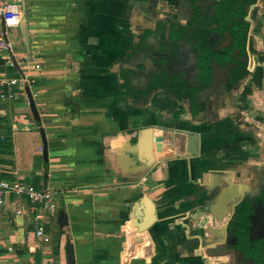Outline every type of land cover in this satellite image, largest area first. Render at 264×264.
<instances>
[{
	"label": "crops",
	"instance_id": "1",
	"mask_svg": "<svg viewBox=\"0 0 264 264\" xmlns=\"http://www.w3.org/2000/svg\"><path fill=\"white\" fill-rule=\"evenodd\" d=\"M4 1L21 18H0L16 52L12 63L0 56V72L36 82L0 100L8 111L0 116V174L50 188L55 206L6 195L0 264H220L231 257L223 243L217 255L225 240L218 219L250 184L257 187L264 169V0L250 32L261 84L254 73L230 108L218 100L207 112L193 111L183 94V42L173 57L161 52L174 41L158 23L151 27L165 18L156 8L141 0ZM174 59L180 62L170 67ZM244 86L250 90L239 99ZM159 134L173 155L158 149ZM146 195L156 207L146 230L151 254L124 263V230L143 217Z\"/></svg>",
	"mask_w": 264,
	"mask_h": 264
},
{
	"label": "flooded vegetation",
	"instance_id": "2",
	"mask_svg": "<svg viewBox=\"0 0 264 264\" xmlns=\"http://www.w3.org/2000/svg\"><path fill=\"white\" fill-rule=\"evenodd\" d=\"M222 1L141 0L144 6L156 8L157 12L165 14V18L159 16L151 27L156 28L158 23L159 30L164 33L166 31V35L169 36L167 39L170 42L173 41V33L180 35L182 38L184 62L182 61L181 67L184 68V73H181V75L184 79L185 97L189 98L190 107L192 108L193 102L188 93L198 92L196 94L197 99H195L196 105H198L196 112L199 109L206 112L211 110L214 101L217 102L218 100H222L224 105L230 108L234 104L237 96L236 91L243 83L242 80L247 77L250 78L249 76L256 73L257 68L260 66L254 67L253 63V67H251L250 32L258 7L257 1L244 5L245 14L243 16H233L237 21L245 20L249 23L247 35L248 54L246 55L241 52L239 46L234 44L228 29L234 22L233 19H228L227 16L221 13ZM173 47V43L168 42L164 48H160V46L158 48L163 49L161 52L170 55L174 54ZM239 60L247 61L249 72L238 79L235 84H232L235 86L231 85L229 87V79L240 64ZM219 77L222 78L223 83L217 84V78ZM195 85L198 87L197 89L194 88ZM249 89L248 86H244L239 99L240 97L244 98ZM256 179L254 184L257 187L254 188L250 184L249 190L245 191L244 196L234 203L232 213L228 214L229 216L225 220L218 219L220 225H217V229L224 233L225 240L223 242L217 241V255H221L218 248L222 243L225 244L229 240L236 243L233 250L229 246H225L229 248L228 251L232 254L231 257L230 254H227L228 259L225 262L223 260L218 261L220 264H230V260L233 262L232 264H264V169ZM243 202L245 205L248 204L249 211L246 215L249 218L243 224L244 228L234 227L230 230L231 221L238 223V212L243 211L241 209V203ZM245 235L248 238L247 248H242L241 244Z\"/></svg>",
	"mask_w": 264,
	"mask_h": 264
},
{
	"label": "built area",
	"instance_id": "3",
	"mask_svg": "<svg viewBox=\"0 0 264 264\" xmlns=\"http://www.w3.org/2000/svg\"><path fill=\"white\" fill-rule=\"evenodd\" d=\"M16 6L17 5L11 4V2L0 0V18H3L5 21L19 20L21 18V12ZM15 54L16 52L11 43L4 34L0 32V56H2L6 62L12 63L16 58ZM34 67L40 68V64L36 63ZM35 82L36 77L34 75L19 74L18 76H9L0 72V100L17 98L19 90L22 89L21 91L25 92V88L27 86H33ZM7 114V109L0 108V116H6ZM4 137V134L0 132V140L4 139ZM9 193L24 195L32 203L43 204L48 208H53L55 206L53 192L50 188H42L32 182L22 179L8 180L0 174V204L4 203L5 197ZM20 211L21 210H18V212ZM43 232L44 226L39 225L36 233L42 235ZM135 248L132 246L130 247L131 255L125 259L124 263H128L131 258L143 256L142 254H138ZM142 250L143 248L140 249V251ZM124 254L125 249L123 250L122 258L126 257Z\"/></svg>",
	"mask_w": 264,
	"mask_h": 264
},
{
	"label": "trees",
	"instance_id": "4",
	"mask_svg": "<svg viewBox=\"0 0 264 264\" xmlns=\"http://www.w3.org/2000/svg\"><path fill=\"white\" fill-rule=\"evenodd\" d=\"M256 1L257 0H223L222 1L221 13L224 14L225 16H227L228 19H233V22H234L231 26L228 27L229 32L233 38L234 44L236 46H239L241 48V52L244 53L245 55L248 54V51H247V35H248V30H249V23L245 20L244 21H237L236 19L233 18V16L234 15L243 16L245 14L244 5H246L248 3H254ZM173 35H174V38L173 39L169 38V39H172L173 41L175 40L173 43L174 47H175V45H177L179 40H181L182 38L180 35H178L176 33H173ZM239 62H240V64L238 65L237 69L233 72L231 78L229 79V87H231L232 84H235V82L238 79L244 77L249 72L248 67H247V61L239 60ZM181 73H184L183 67H181ZM262 77H263V66L260 65L257 68V72H256V76H255V82L258 85L261 84ZM232 86H235V85H232ZM194 88L197 89L198 87L195 85ZM197 93L198 92H196V91L188 93V96H190V99L193 102L192 103V109L195 112L198 109V105H196V102H195V99H197V96H196ZM183 94L186 95L185 91L183 92ZM241 206H242L241 209H243V211L241 210L240 212H238V220H237L238 223L231 221L230 230L234 229V227H238V228L243 227L244 228L243 224L245 223L246 219L249 218L246 215V213L249 211L248 204L245 205V203L243 202V203H241ZM231 213L232 212H230V214ZM246 236L247 235L244 236V241H242V244H241L242 248L243 247L247 248L248 238ZM235 244L236 243H232L229 240L228 242L225 243V246H229V248L233 250V249H235V246H236Z\"/></svg>",
	"mask_w": 264,
	"mask_h": 264
},
{
	"label": "water",
	"instance_id": "5",
	"mask_svg": "<svg viewBox=\"0 0 264 264\" xmlns=\"http://www.w3.org/2000/svg\"><path fill=\"white\" fill-rule=\"evenodd\" d=\"M6 37V35H4ZM189 46V44H187ZM180 59L176 60L174 59V63L179 64ZM16 63V62H15ZM182 65V64H181ZM224 79V78H223ZM223 83L222 78H217V84ZM34 107V106H33ZM36 113V112H35ZM37 114V113H36ZM158 133H162V130L158 131ZM196 140H197V134L195 133H190L189 134V141H190V149L193 151H196ZM156 142H157V147L159 150L163 149L164 155L169 156L174 154V148L170 145H165L164 144V135H157L156 137ZM165 145V146H164ZM144 215L141 219L136 218L134 219V223L131 229V224H128L129 230L125 231L126 234V241L124 245L125 249V258H123V262H125V259H127L131 253H130V247L132 246L135 248L138 254H142L143 256H148L151 254V246L149 244V238L146 233V230H148L153 223L156 220V207L154 202L151 200L150 197L147 195L144 196ZM242 207V206H241ZM226 227V224H225ZM133 232V233H132ZM140 251V249H142ZM67 253H68V260L71 262H74L75 257H74V249H73V244L71 242L68 243L67 245Z\"/></svg>",
	"mask_w": 264,
	"mask_h": 264
},
{
	"label": "rangeland",
	"instance_id": "6",
	"mask_svg": "<svg viewBox=\"0 0 264 264\" xmlns=\"http://www.w3.org/2000/svg\"><path fill=\"white\" fill-rule=\"evenodd\" d=\"M145 7H146V6H145ZM259 52H264V48L261 49ZM173 55H174V54H170L171 57H173ZM251 56H252V54H251ZM171 57H170V59H172ZM173 63H174V61H170V62H169V66L172 65ZM173 65H174V64H173ZM173 65H172V66H173ZM252 65H253V58H252V61H251V67H253ZM172 66H170V67H172ZM245 81H246L245 79L242 80V82H245ZM240 85H241V84H240ZM263 89H264V88H263ZM249 93L252 94V92H249ZM258 95H259V97H261V98H263V96H264V94L261 93V92H259ZM263 99H264V98H263ZM255 108H256V106H255Z\"/></svg>",
	"mask_w": 264,
	"mask_h": 264
}]
</instances>
